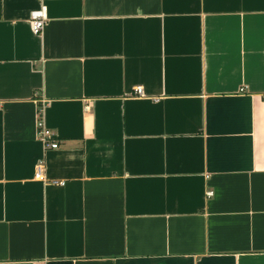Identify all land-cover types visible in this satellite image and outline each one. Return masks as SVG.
<instances>
[{
  "label": "crops",
  "instance_id": "1",
  "mask_svg": "<svg viewBox=\"0 0 264 264\" xmlns=\"http://www.w3.org/2000/svg\"><path fill=\"white\" fill-rule=\"evenodd\" d=\"M45 3L0 0V264H264V0Z\"/></svg>",
  "mask_w": 264,
  "mask_h": 264
},
{
  "label": "built area",
  "instance_id": "2",
  "mask_svg": "<svg viewBox=\"0 0 264 264\" xmlns=\"http://www.w3.org/2000/svg\"><path fill=\"white\" fill-rule=\"evenodd\" d=\"M42 2L43 4L41 5V7L34 10L31 14L30 24L34 34H42L48 20V11H47L48 8L45 3V0H42ZM135 94L139 96H143L144 95L143 87L142 86L136 87ZM38 131L40 134V138L44 141L48 149L58 148L59 145L58 142L55 141L52 132L44 125L42 119H40L38 122ZM35 178L45 182L52 181L55 184H64V181L62 180H49L48 177H46L45 163L43 161H40L37 165ZM213 194L214 192H209V195H213Z\"/></svg>",
  "mask_w": 264,
  "mask_h": 264
}]
</instances>
